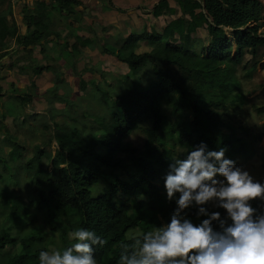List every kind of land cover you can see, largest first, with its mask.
<instances>
[{"label":"trees","instance_id":"trees-1","mask_svg":"<svg viewBox=\"0 0 264 264\" xmlns=\"http://www.w3.org/2000/svg\"><path fill=\"white\" fill-rule=\"evenodd\" d=\"M8 1V9L0 10L2 55L15 51L10 50L14 39L28 54L39 44L44 51L53 34L60 37L50 28L53 12L69 18L84 15V10H77L80 0L33 5V1L23 0L18 2L22 18L17 19L15 4ZM174 1L171 5L170 0H158L151 9L143 8V14L152 18L168 16L162 30L154 23L155 28L132 31L116 44L105 40L103 53L115 55L129 69L113 83L119 84L117 90L110 83L99 88L97 81H90L100 92V111H85L80 117L75 107L65 114L68 104L58 112L50 109L52 119L65 118L53 122L50 137V142L57 140L64 158L36 146L37 154L24 159L26 147L18 135L5 132L12 109L8 107L7 114L0 117V145L19 150L17 163L0 156V264H39L41 251L67 248L73 243L68 234L81 227L106 240L103 247L94 246L97 264H119L122 245L134 246L131 237L143 233L150 213L160 215L162 224L170 222L175 208L167 199L165 179L175 158H184L202 142L207 150L225 149L226 157L233 160L236 156L249 160L255 155L252 142L225 116L230 105L244 101L239 67L248 76L259 66L264 70V18H257L254 24L248 18L233 29L218 26L203 0ZM76 21L83 20L74 18L69 26L73 28ZM108 28L103 26L102 32L106 34ZM89 32V37L71 33L74 42L64 41L67 57H80L84 48L94 45L98 35ZM139 42H147L151 49L138 51ZM52 63L31 65L34 78L56 70ZM22 67L26 66L20 71ZM72 69L76 71V66ZM57 81L61 83V78ZM16 82L11 86L17 87ZM29 86L34 92L15 97L26 107L36 98L49 100L51 95L62 103L74 102L60 97L55 87L42 93L35 80ZM87 87L88 81L82 79L80 88ZM12 93L0 84V104H6L4 97L11 98ZM257 112L264 115V105ZM29 116L32 118L31 114L24 116L25 121ZM135 131L144 135L142 146L129 140ZM263 135L264 130L258 139ZM261 158L264 164V151ZM251 204L257 215L264 214V200ZM196 211V207L188 209V218L199 224L207 217L197 219ZM212 211L226 216L222 208Z\"/></svg>","mask_w":264,"mask_h":264},{"label":"clouds","instance_id":"clouds-1","mask_svg":"<svg viewBox=\"0 0 264 264\" xmlns=\"http://www.w3.org/2000/svg\"><path fill=\"white\" fill-rule=\"evenodd\" d=\"M225 151L207 150L202 142L174 159L165 188L169 201L180 195L170 222L131 237L134 246L122 245L119 264H264V214L257 215L251 204L264 200V184L226 158ZM210 202L226 216L209 211ZM192 207L197 219L207 218L194 223L186 211ZM68 235L73 243L41 251L39 264H97L94 246L103 247L106 240L83 227Z\"/></svg>","mask_w":264,"mask_h":264},{"label":"rangeland","instance_id":"rangeland-1","mask_svg":"<svg viewBox=\"0 0 264 264\" xmlns=\"http://www.w3.org/2000/svg\"><path fill=\"white\" fill-rule=\"evenodd\" d=\"M101 1V0H99ZM104 2L105 6H109L111 9H115L113 7V0L108 2V0H102ZM126 4H128L126 8L129 12H132L131 19L135 22V24H139L138 21L141 20V18L138 16V14L134 11L136 8H138L139 5H143L142 0H124ZM136 5H131V2ZM204 5L206 8L207 13L211 17V19L219 26L224 25L229 28H233L240 22L245 21L249 18V24H254L257 20V18H264V0H203ZM33 5V4H32ZM9 7V1L3 0L0 2V10L4 11L7 10ZM17 11L20 10V6L17 7ZM114 13L111 14L110 11L105 12H97L95 11V14L99 17L105 16L110 21L111 20H117L118 14L121 15V17L125 18L127 17L126 13L121 14L116 12L115 10H112ZM134 11V12H133ZM90 12V11H89ZM117 14V15H114ZM17 19L22 18L18 13L15 14ZM64 17V18H63ZM58 16L56 17V21L51 23L50 28L54 30L56 24L58 26L65 25L67 22L66 20L70 22L71 18L66 16ZM117 17V18H116ZM139 17V18H138ZM73 19V18H72ZM121 21V19H119ZM72 22V21H71ZM120 25L122 23H119ZM69 26V24H67ZM122 25H125L124 23ZM53 26V28H52ZM23 30H25V24L22 23ZM71 29L72 27L69 26ZM78 30V28L75 29V31ZM199 35H203L202 32H199ZM45 44L44 49H46ZM39 45H36L34 49ZM56 48L58 45H51L48 49H46L47 52L52 51L54 48ZM90 47V46H89ZM65 49L64 41L61 44V48L57 49L55 53L57 56L65 57ZM142 50H148L147 47H142ZM140 49V50H141ZM12 50V49H11ZM38 49H36L37 51ZM60 51V52H59ZM97 52V50H94ZM15 52V51H13ZM23 52H25L23 50ZM59 53V54H58ZM18 55H20L18 53ZM43 55V53L41 54ZM5 56L0 53V57ZM34 57V56H33ZM72 57V56H70ZM250 56L248 55L247 58ZM81 58V57H80ZM78 58L76 61L72 63V67L76 66L79 67L80 64L78 61L80 60ZM55 59V57L53 58ZM27 61L23 62L26 63ZM21 63L20 65H22ZM34 64V62H32ZM47 64V63H46ZM46 64H40V65H46ZM53 64V63H52ZM57 65V64H56ZM120 68L114 69L112 68V62L108 61V59H105L104 61L99 60L96 55H91V58L86 62V67L90 68L93 67V71L90 73L89 71H83L81 75L74 74L70 78L71 83V93L66 89L63 91V88L67 86L64 85V80L62 78V74L59 73V77L61 78V83L57 81L55 77H45L43 85H38L37 82H39L38 77L33 76L31 64H27V66L24 68L25 71L28 72V77L23 76L21 77V74L18 72L19 67L15 68H6L3 69V73H10L9 75H12L11 77L13 80H20L19 83H17L20 87H13L10 85L7 87L8 92H13L11 95V98L4 97V100H6V104H0V117L2 115H6L7 108L10 107L12 109L10 115H7V126L5 127V132L12 134V135H18V140L26 147L25 151V158H32L36 152V146H41L42 148H45L47 152H50L52 155L61 156L62 158L65 157V154L61 152L58 149L57 140L54 139V141L50 142V137L53 135L54 132V126L53 122L55 120H58L59 122H62L65 118L63 116H60L59 119H52L49 115L50 109L54 112H58L61 109L64 110L68 104L67 109L65 110V114L67 115V112L72 110L73 107L76 111V116H80L85 111H100L102 107L100 101V92L97 90L96 82L99 84L98 87L105 88L108 83H110L109 87L114 90H117L118 87L120 88L119 84H115L117 79H121V75H124L125 72L129 69L127 65H117ZM110 69V71L107 70ZM31 69V70H30ZM60 68L56 67V70H51L50 72H46V74H56V72ZM49 71V70H48ZM32 76L29 78V76ZM238 78L241 81V93L244 95V101L242 103H238L237 105H230L228 110L226 111V120L227 122L231 123L233 126L236 127L237 132L245 136L246 139L251 141L253 144V149L256 151L255 155L250 158L249 160H246L242 158L241 156H236L235 162L238 166H241L244 170H247L256 181H264V164L263 159L261 158V153L264 151V135L262 138L258 139V134H260L264 130V115H261L257 112V108L264 105V70L259 66L258 69L251 75L248 76L246 71L242 69V67H239L238 69ZM41 78V76H40ZM84 79L88 81V87L85 90H82L80 88L81 80ZM12 80V81H13ZM32 80L36 81L37 87L39 92L44 93L45 90H49L52 87H55L58 92L61 91L63 96H68L67 98L73 99L74 102H61L58 101V98L56 99L51 95L49 97V100L47 99H39L36 98L34 101H32L30 104L27 105V107L22 104V101L20 99L15 98L17 95L24 94V93H31L34 92L35 89H32L33 87L29 86L30 82ZM92 80V81H91ZM91 81V82H90ZM5 83V81H3ZM10 84V83H9ZM24 84V85H23ZM54 84V85H53ZM42 88V89H41ZM8 100V102H7ZM164 107L168 113L171 112V108L167 106L166 103H164ZM72 110V111H74ZM27 112V113H26ZM94 112V111H93ZM26 113V114H25ZM29 118L25 121L24 116L30 115ZM17 118V119H16ZM15 119V120H14ZM6 121V122H7ZM45 124H49V128H45ZM228 130V129H227ZM134 136L130 137L129 140L133 143H136L138 146H142V141L145 139L144 135L141 134L140 131H135ZM19 155V150L16 149H10L7 146L0 145V156L4 157L5 159H8L12 163H17L19 160H17V157ZM227 158V157H226ZM45 159H47L45 157ZM232 159V158H230ZM36 160V158H35ZM233 160V159H232ZM49 165V163L47 164ZM51 167V165H49ZM218 179H223V177H217ZM179 193L176 194V197L172 200L173 207L176 208V199L179 197ZM171 207V206H170ZM209 211L215 210L217 207H215V202H210L208 205ZM5 208L8 209V206L5 205ZM226 213V210L223 209ZM188 211V210H186ZM151 220L148 221L143 227L142 232L153 230L157 227L162 226L165 224L163 222L162 224V217L160 215H155L150 213ZM40 220V217H39ZM51 250H56L55 247H51Z\"/></svg>","mask_w":264,"mask_h":264},{"label":"crops","instance_id":"crops-1","mask_svg":"<svg viewBox=\"0 0 264 264\" xmlns=\"http://www.w3.org/2000/svg\"><path fill=\"white\" fill-rule=\"evenodd\" d=\"M8 1V0H7ZM33 1L31 2L32 4L36 3V2H47L48 4H50V0H30ZM143 1V5H139L138 8H136V10H134L138 16L141 18L139 22V24H135V22L131 19V15L132 12H129L128 9L123 8L126 7L128 4L125 3L124 0H113V7L115 9H111L109 6H105L104 2L101 0H80V4L77 6V10L80 12L82 10H84V15L81 14H74V18H78L80 20H83L82 23L77 22L73 25V28L71 29L67 24L71 23V21L73 22V19L71 18L70 22L69 21H65L67 22L65 25H61L58 26V24H56L54 30L60 34V37H56L55 34H53L51 36V41L48 42V44L46 45V49H48L51 45H58L56 48H54V46H52L54 49L50 52H47L46 49H44V51H42V47L38 46L34 49L33 53L28 54L27 51H25V49L23 48L22 45H18L17 47V43H16V39L11 41V49H14L16 52H10V54H6L5 56H2L0 58V84L3 85L6 90L8 89L6 86L8 85H12V82H14L13 78L11 77L12 75H9L8 73H3V69L6 68H11L12 66H10L13 62L16 61V65L13 66L12 68L15 67H19L18 72L21 74V77L26 76L28 77V72L25 71V69L22 67V70L20 71L21 66H27V64H31L34 65L36 63L39 64H46V63H50L53 62L54 64H57L58 67L60 68L56 74H46V72H50V71H44L40 76L38 77L39 82H37L38 85H43L44 83V78L45 77H55L57 79L60 78L59 77V73L62 74V78L66 81H64V85L67 86L63 88V91H65L66 89L71 93V83H70V78L72 77V75L74 74H81L83 71L86 72H92L93 71V67L87 68L86 67V62H88V60L91 58V55H96L97 58H99V60L104 61L105 59H108V61L112 62V68L114 69H119L120 67L117 65H126L125 63H122L120 61L117 60V58L115 57V55L113 54H109V53H103V51L101 50V47H103V44L105 42V40H110V42L112 44H116L118 43L123 37H127V35L132 32V31H137V32H142L143 30H145L146 28H148V30H151V28H155V26L153 25L154 23L157 25L156 29L158 30H162L163 26L165 25L166 19L168 18V16H164L161 18H152V15H149L148 13L143 14L145 12H143V8L145 10H149L153 7V5L155 4L156 1L158 0H142ZM15 6V14L18 13L19 11H17V7L19 6L18 3H15V0L12 1ZM131 2V1H129ZM171 5H175L176 2L174 0H170ZM131 5H136L133 4V2H131ZM88 9V11H87ZM112 10H115L118 13L121 14H125L127 15V17L123 18L121 17V15L118 14V18L117 20H109L107 17L102 16L99 17L98 15L95 14V11L97 12H105V11H110L111 14H113L114 12ZM122 10V11H120ZM90 11V12H89ZM133 11V12H134ZM57 14V13H56ZM20 16H22L21 14H19ZM117 15V14H114ZM52 17L54 22L56 21V16L54 14V12L52 13ZM138 17V18H139ZM21 19V18H20ZM119 19H121V21H119ZM119 23H124L125 25H120ZM82 26V27H80ZM103 26H109V28L107 29V33L104 34L102 32V28ZM153 26V27H151ZM53 28V26H52ZM78 28V30L75 31V29ZM91 28V29H90ZM23 29V28H22ZM89 30H93L96 32V34L98 35L97 37H94V45L90 46V47H86L83 49V54L80 57H60L57 56V54L55 53V51L59 48H61V44L63 41L67 40L70 43H73L75 38H74V34L73 33H77V35H81V36H85V37H89L91 36V33L89 32ZM105 36V37H104ZM68 38V39H67ZM100 42V43H98ZM45 46V45H44ZM147 47L148 50H150V46L147 44V42H139L138 44V51H148V50H142V47ZM17 47V49H16ZM36 49H38L36 51ZM141 49V50H140ZM23 50L25 52H23ZM94 50H97V52H95ZM60 52V51H59ZM18 53L20 55H18ZM43 53V55H41ZM59 54V53H58ZM34 56V57H33ZM18 57H23L22 60H16ZM55 57V59H53ZM78 58H80V60L78 61V63L80 64L79 67H76V71H74L72 69V65H71V61H76ZM27 61L26 63H23ZM34 62V64L32 63ZM21 63H23L22 65H20ZM31 70V69H30ZM108 71H110V69L107 68ZM33 73V70L30 71ZM32 77L31 75L29 76V78ZM13 80V81H12ZM5 81V83L3 82ZM20 80H18V82H16V86L20 87L17 83H19ZM10 83V84H9ZM24 85V84H23ZM54 85V84H53ZM42 89V88H41ZM48 90V89H47ZM46 91V90H45ZM59 96L61 97L62 95H64L61 91L58 92ZM68 97V96H66Z\"/></svg>","mask_w":264,"mask_h":264},{"label":"water","instance_id":"water-1","mask_svg":"<svg viewBox=\"0 0 264 264\" xmlns=\"http://www.w3.org/2000/svg\"><path fill=\"white\" fill-rule=\"evenodd\" d=\"M87 11H88V9H87Z\"/></svg>","mask_w":264,"mask_h":264}]
</instances>
